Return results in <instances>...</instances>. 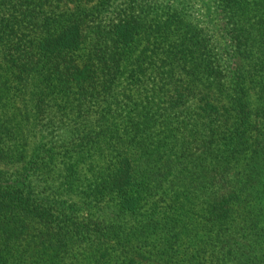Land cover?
Listing matches in <instances>:
<instances>
[{
	"label": "trees",
	"instance_id": "obj_1",
	"mask_svg": "<svg viewBox=\"0 0 264 264\" xmlns=\"http://www.w3.org/2000/svg\"><path fill=\"white\" fill-rule=\"evenodd\" d=\"M0 264H264V0H0Z\"/></svg>",
	"mask_w": 264,
	"mask_h": 264
}]
</instances>
